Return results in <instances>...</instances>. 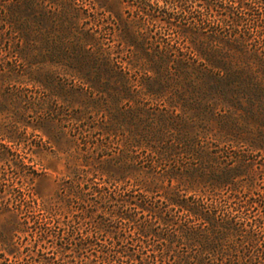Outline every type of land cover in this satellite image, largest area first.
Wrapping results in <instances>:
<instances>
[{
	"label": "rangeland",
	"instance_id": "obj_1",
	"mask_svg": "<svg viewBox=\"0 0 264 264\" xmlns=\"http://www.w3.org/2000/svg\"><path fill=\"white\" fill-rule=\"evenodd\" d=\"M244 8L0 0V264H264V0Z\"/></svg>",
	"mask_w": 264,
	"mask_h": 264
},
{
	"label": "trees",
	"instance_id": "obj_2",
	"mask_svg": "<svg viewBox=\"0 0 264 264\" xmlns=\"http://www.w3.org/2000/svg\"><path fill=\"white\" fill-rule=\"evenodd\" d=\"M226 2H229L231 8L234 9H241L244 10V4L246 3V0H225ZM206 6H208V8H210V3H208ZM241 19V17H240ZM236 21L238 22V19H236ZM169 23V21H168ZM237 201H235L234 205L231 207V209H228L227 212L230 214V216L232 215V217L234 218L236 216V214L238 213H246L245 211L248 209V203L249 200L247 202H244L242 199H239V197L236 199ZM132 204V202H130ZM124 204V203H123ZM187 211L194 216L200 217L201 219L205 220L206 222H208L212 227H211V231L213 233H215V238L216 240H221L220 235H223L225 231H231L232 233L237 232V234H239V232H245L247 229L245 228H240L236 226V223L234 222L233 219H229L227 220V222L225 224H217L215 217L212 216L210 213H204V211L198 207H186ZM222 213H225V211H220ZM123 216V215H122ZM120 215V217H122ZM133 216L130 215H126V217L123 218H128L130 220H132ZM229 221V222H228ZM249 226V231H250V239L252 244H254V241L256 240V238H258L259 233L264 232V225H262L261 223L258 222H254V223H249L246 224ZM217 229H221L223 232L221 234H219V232H217ZM260 231V232H259ZM217 233V234H216ZM229 233V232H227ZM224 236V235H223ZM209 242V241H208ZM264 244V240L262 242ZM211 253V250L208 248L205 250L204 254H208ZM264 255V252H263ZM115 258V256H114ZM119 259L118 264H156L158 261H160L161 259H158V256L155 253H151L149 255H147L146 257L140 256L137 257L136 255H130V257L127 260H121ZM194 261H189L186 264H207L205 261V257H203L202 253L201 255H199V257L195 256L193 257ZM110 260V259H109ZM116 260V259H114ZM224 263L222 264H226V261H223ZM168 263V262H167ZM169 264V263H168ZM232 264V263H231ZM234 264V263H233Z\"/></svg>",
	"mask_w": 264,
	"mask_h": 264
}]
</instances>
